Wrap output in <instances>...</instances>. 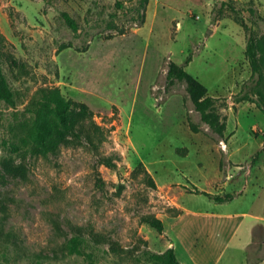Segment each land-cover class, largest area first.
Returning a JSON list of instances; mask_svg holds the SVG:
<instances>
[{"label":"rangeland","instance_id":"obj_1","mask_svg":"<svg viewBox=\"0 0 264 264\" xmlns=\"http://www.w3.org/2000/svg\"><path fill=\"white\" fill-rule=\"evenodd\" d=\"M251 33L264 35V0H0L15 98L0 99V264H156L150 253L171 247L182 264H264V110L238 101ZM190 54L222 133L189 81H168L170 62ZM50 87L94 111L99 149L84 137L45 154L33 142L32 110ZM75 236L83 255L68 249Z\"/></svg>","mask_w":264,"mask_h":264},{"label":"trees","instance_id":"obj_2","mask_svg":"<svg viewBox=\"0 0 264 264\" xmlns=\"http://www.w3.org/2000/svg\"><path fill=\"white\" fill-rule=\"evenodd\" d=\"M141 2L145 5L149 0H141ZM223 5L226 6L228 4L224 2ZM232 9L234 8L232 7ZM234 11L237 12L236 10ZM64 18L73 31L77 32L79 30V25L72 16L65 13ZM235 18L238 23L245 26V21L241 16L236 15ZM140 22L141 25L145 23L144 13L141 15ZM66 47L69 46H64V48ZM245 54L253 72L252 83L246 84L245 87H248V90H244V94H239L238 101L249 100L255 97V101L264 110V35L257 38L251 33L248 38ZM191 60L192 54L189 55L186 63L183 65L170 62L167 75L168 81H172L173 79L189 81L191 84L189 90L190 98L196 109L201 112L203 121L209 123L216 131L222 133L225 129V124L220 121V114L216 112L215 98L208 96L207 87L186 70ZM0 99L15 103L13 91L3 72L1 58ZM32 111L36 113L32 140L40 146L45 154L57 153L62 145L81 144L84 137L97 150L102 145L103 139L106 136L105 128L95 120V113L89 105L72 98H67L59 87L43 89L42 99ZM190 125L194 131L198 130L195 124L190 123ZM14 149L17 151L20 147L14 145ZM152 185L156 186L154 180H152ZM230 198L231 196H226L225 198L221 196L216 197L218 201H225ZM142 221L160 233L165 230V222L155 215H144ZM84 244H86L85 238L75 236L70 239L68 249L71 253L83 255L85 254ZM149 257L156 264H182L172 247L160 254L151 252ZM86 264L100 263L88 261Z\"/></svg>","mask_w":264,"mask_h":264},{"label":"crops","instance_id":"obj_3","mask_svg":"<svg viewBox=\"0 0 264 264\" xmlns=\"http://www.w3.org/2000/svg\"><path fill=\"white\" fill-rule=\"evenodd\" d=\"M137 30H139V29H137ZM149 32H152V28H150Z\"/></svg>","mask_w":264,"mask_h":264}]
</instances>
